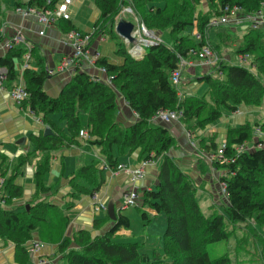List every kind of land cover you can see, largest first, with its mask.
<instances>
[{"label":"trees","instance_id":"trees-1","mask_svg":"<svg viewBox=\"0 0 264 264\" xmlns=\"http://www.w3.org/2000/svg\"><path fill=\"white\" fill-rule=\"evenodd\" d=\"M93 1L99 14L93 24L91 40L103 35L107 26L118 36L113 32L112 24L120 11L118 3L124 1ZM199 1L138 0L135 3L131 0L130 4L139 5V14L146 26L161 31L167 29L174 40L171 44L160 42L148 47L141 58L131 57L127 48L119 43L117 54L121 57L120 61L98 56L95 63L112 75V84L93 79L86 70L77 68L59 94L51 97L44 90L47 68L38 72L30 67L23 70L24 85L29 93L25 102L51 130L49 134L42 131L30 135L33 152H41L34 171L36 194L48 189L44 184V175L49 168L51 151L62 143L72 142L66 135L67 131L71 137H75L79 135L80 128H85L88 134L85 139L100 146L105 164L110 168H116L118 164L113 155L114 146L119 153L126 148L129 151L139 149L140 158L150 161L162 157L156 186L143 191L142 203L155 213L165 214L163 253L153 249L151 258L141 250L140 242L114 239L116 230L129 225L128 216L118 211L113 224L104 233L92 235L90 231L80 229L71 239L65 238L60 243V249L66 250L63 256L67 264H166V259L171 264H232L226 253L210 257L206 246L228 238L232 233L229 225L253 220L264 229V145L256 141L253 148L239 149L252 139L251 123L229 127L225 144L219 152L220 157L212 160L215 169L223 170L219 180L225 184L226 203L222 212L208 215L201 210L196 199L197 186L175 158L168 154L174 137L165 126L152 123V116L158 109H169L179 110L182 122L204 128L222 114L235 111L241 103L260 104L264 96V21L258 27H249L237 48L240 55L252 57L251 65L255 71L244 64L234 65L220 60L215 67L217 76L204 72L198 78L207 86L202 95L178 96L170 74L177 67L179 57L191 58L193 55L190 51L199 49L205 43L211 45L209 40L205 41L210 14L200 15L204 18L193 15L194 5ZM55 3V0H28L26 5L53 8ZM262 3L264 0H219V10L215 15L220 16L226 12L225 7L233 6L244 13L256 12ZM195 18L199 19L196 27L201 35L200 40L183 33L186 28L193 27ZM62 19L66 21L64 32L79 30L69 21L70 18ZM14 50L17 48H11L7 54L0 56V67L7 69V79L15 77L14 58L25 52L22 48ZM32 50L33 47L31 54ZM119 94L138 116L131 125L125 126L116 119ZM80 111L86 112V123L82 122ZM54 112L60 113L66 130L49 118V114ZM204 148L206 151L215 150V141L204 144ZM26 160V156L20 155L17 166ZM87 171L88 167H81L78 172L84 174ZM12 173L9 177L0 173L1 200H6L7 195L11 198L20 194L19 187L11 182ZM50 205L37 201L28 204L23 212L0 208V236L15 243L18 257L21 256L25 262L28 258L25 243L34 229L49 223L48 216L52 214ZM141 215L148 219L145 211ZM104 218L108 219V215ZM51 225V228H56L55 224ZM258 234L264 245V231ZM71 244L77 247L70 248Z\"/></svg>","mask_w":264,"mask_h":264},{"label":"crops","instance_id":"crops-1","mask_svg":"<svg viewBox=\"0 0 264 264\" xmlns=\"http://www.w3.org/2000/svg\"><path fill=\"white\" fill-rule=\"evenodd\" d=\"M27 1L0 0V56L7 54V51L2 47L3 43L11 37L17 28L21 29L26 42L31 48L33 47L31 54L32 63L29 65L37 72L42 68H48L49 73H47L48 75L44 82V90L49 96L55 97L76 71L75 67L64 71H57L56 69L62 57L72 54L70 45L64 44L60 40L63 37L66 21L62 18L55 19L46 30V33L39 35L38 31L41 25L36 18L34 16L24 17L15 10L17 6H26ZM60 1L62 0H55L54 7ZM77 9H90L91 15L87 16L88 20L86 19L85 21L82 18L76 20L73 13H76ZM68 12L69 21L80 31L92 30L93 24L99 14V10L93 0H72L68 6ZM239 23L241 22L236 21L231 24ZM3 26L4 30L2 31L1 28ZM247 31L243 30L239 43L242 42L243 35ZM98 39V41H94V39L91 42V50L92 52L97 51L98 55L102 56L100 41L103 37H99ZM239 43L235 45V56L230 55V53L221 54V60L228 64L242 65L240 64L242 62L240 54L237 53ZM16 48L17 50L20 48L26 49L28 46L19 44ZM23 60V55L14 58L15 77L5 80L0 85V173L3 172L6 177H9L11 172H13L11 182L20 189V194L11 198L6 193L7 197L5 196L6 198H4L6 200L0 201V208L11 212H23L28 204L43 201L44 203L51 204L48 207L52 211V214L58 216V219L53 221L48 216L49 223L56 225L54 229L50 227L52 226L51 224L47 223L46 226H41L40 229L36 228L32 231L31 238L25 244L37 241L39 245L34 251L27 250L28 258L26 262L23 261L21 256L18 257L14 242L0 236V264H61L66 250L60 249V243L65 238L71 239L80 229L88 230L92 235H96L104 233L111 227L113 220L109 217L105 219V215L101 213H99L101 215L94 213L93 205L98 201H102L106 205L112 202L115 211L118 212L123 193L128 188V175L116 170V168L106 166L105 158L98 144L90 143L80 135L71 137L67 131L66 135L72 142L70 144L62 143L51 151L49 168L44 175V184L48 189L36 194L34 171L41 152H33L34 144L30 139V135L42 132L45 123L41 121L40 115L31 112L28 102L24 101L21 104H17L9 93L14 83H25L23 71L21 72ZM120 60L119 58L115 61ZM188 60L191 61V64L183 68L182 80L184 82L182 87L179 86L184 96L197 94L196 90L201 81H199L196 75H202L207 68L199 63L197 59ZM251 60L250 58L249 63H251ZM250 67L253 66L251 65ZM79 69L86 70L89 74L97 76L101 80L105 79V74L100 72L95 66L82 63ZM195 79H198L196 83H194ZM54 113L58 114L56 119L53 117ZM54 113L49 114V118L60 128L66 130V123L60 119V113ZM84 113L86 116V112ZM116 113L117 121L125 126L133 124L138 119L137 114L128 107L126 102L124 104L120 103ZM246 121L251 124L256 122L264 124V97L258 106L241 104L235 111L225 113L218 120V127L216 129L222 132L221 136L223 138L228 127H235ZM152 123L163 125L166 128V125H172V128L168 129L177 141L171 151H168V154L173 156L180 167L195 181L194 184L202 183L205 186L207 180L205 181L201 174L203 172L206 174L210 173L208 172L210 166L206 163L204 156L197 155L199 150H197L198 153H195V150L190 147L189 137L183 132L185 131V127H179L177 122L167 123L157 119H152ZM216 129L213 132L217 133ZM258 141H261L259 145H264V142L262 143L264 141L262 136L258 137ZM255 142L256 140L251 144L252 148ZM138 150L129 151L126 148L123 152L119 153L118 149L114 146L113 155L117 163L136 166L143 159L140 158ZM205 150L202 148L203 152ZM20 155L26 156L27 160L17 166ZM199 156H201L200 160L198 159ZM161 160L162 157L151 160L145 168L144 177L137 182L140 200L135 207L147 213V220H150V215H157V213L147 204L143 205V191L155 188ZM81 167H88V171L84 174L79 173L78 171ZM14 169L15 171H13ZM209 193L211 192L209 191ZM211 197L212 194H209V199ZM129 208L121 210V212L127 215L124 211ZM106 210L103 211L106 212ZM95 219L97 220V224ZM147 229L148 227H146ZM149 236L150 234L145 233L142 237L148 240ZM132 237L135 238L136 236L131 230L130 220L127 228L120 227L113 233V238L118 240L137 242V239L130 240ZM69 247L76 248L77 246L71 244ZM144 252L148 253L147 251ZM64 261V264H67V260Z\"/></svg>","mask_w":264,"mask_h":264},{"label":"rangeland","instance_id":"rangeland-1","mask_svg":"<svg viewBox=\"0 0 264 264\" xmlns=\"http://www.w3.org/2000/svg\"><path fill=\"white\" fill-rule=\"evenodd\" d=\"M123 1H124L123 3H118V5L120 7V11L118 12L117 16L114 17L113 24H112L113 32H115L116 34H117V32H116L115 28H116V25H117L118 20L120 18L131 21L132 23H134V25L137 24L136 23L137 18L142 21V17L139 14V12H140L139 7H138L139 5H137V4L134 5L133 3L130 4V5H132L133 14H130V12L123 13V12H125L124 9L128 6H130L127 3V1L130 3L131 0H123ZM134 1L136 3L138 0H134ZM139 1L141 2V0H139ZM194 6H195V9L193 11V13H194L193 15H195L196 17L204 18V17H200V15L210 14V18L208 20L207 28L205 31V41L209 40L211 45L215 46V47L211 46L214 54L217 55L219 58H221V54H225V53H230V55L235 56L236 55V46L235 45H237L239 43V38H241V36L243 34V30H248L249 29L248 27L250 26V24L247 21L248 19H246V16H245L246 13H244L243 10H237V11H235V13H232L228 16V18H229L228 22L221 23V24H212V19L218 17L215 14H217V12L219 10V0H211V1L210 0H201L198 3H196ZM260 9H261L260 14L262 13V15L264 16V3H262V6ZM70 13H71V11H70ZM248 14L254 15V12H251ZM73 15H75L76 20H80L82 18L86 21L87 16L91 15V11H90V9H88V10L77 9L76 13H73ZM119 15H121L122 17H119L118 19H116ZM198 18L197 19L195 18L196 20L194 21L193 27L186 28L183 31V33L187 34L189 36L192 35L195 39L200 40L201 35L197 31V27H196V21L199 20ZM236 21L241 22V23L231 24V23H234ZM142 22L144 23V21H142ZM144 25L146 26V24H144ZM233 27H236V28H233ZM146 28L148 29V31L154 33V35H158L160 37L161 41L166 43V44H171L174 40L173 35L170 34L167 29H165V30L163 29L161 31L158 29L150 28L149 26H146ZM198 35H199V37H198ZM99 37H101V38L103 37V39L100 41V52L102 53V56H106V57H108V59L110 58L113 61L118 60L119 58L121 59V57L117 54L118 43L122 47L128 48V45L125 41L126 39L122 38L119 35L115 36L114 33L111 32V30L108 26H107L106 32L103 35H100V36L98 35L94 38L95 40L94 39L93 40L98 41ZM93 40H91V42ZM250 58H252V57L248 56L247 59L242 61L240 64H244L246 66L250 65L251 64V63H249ZM188 59H197L199 63L202 62V60L195 57L194 55L191 58H187V60ZM31 60H32V57H30V59L28 60V64L32 63ZM29 66L31 68V65H29ZM205 67H207L205 70L206 73L209 72L210 74H212L214 76L218 75L216 70H215V67H216L215 64L208 65ZM250 68L253 71H255V69L253 67H250ZM48 73H49V71H48ZM106 75L107 74H105V77H106ZM198 76L200 77L201 75H196L197 78H199ZM197 80L198 79H195L194 83H196ZM183 82L184 81L182 80V77H181V81H180L178 86L182 87ZM201 83L196 90L197 91L196 95H199V96L204 93V91L206 90V87H207L204 82H201ZM110 84H112V80H111ZM180 98H182V97H180ZM118 102H119V106H120V103L124 104V102H125L123 97L121 96V94L118 95ZM258 105H250V106H258ZM224 114H222L221 117ZM57 116H58L57 113L53 114V117L55 119L57 118ZM80 116H81V118H83L82 119L83 122L86 123L85 118H87V114L85 116V113L83 111H80ZM116 118H117V116H116ZM220 118H218L217 120H215L213 122L206 124L204 128H198L193 124L188 125L185 122H182L180 119L170 121L171 123L177 122V124H179V127H182V128H183V126L185 127V131H183V132H185L187 137H189L188 141H190V143H189L190 147L195 150V153H198L197 150H199L200 154L198 153L197 155L204 156V158L206 159L205 160L206 163L210 166V170L209 171L207 170L210 173L206 174L205 172H203L201 174L202 177L205 179V181L207 180V183L205 184V186L202 183L201 184L195 183L197 186L196 199H197L198 203L200 204L201 210L206 215H208L212 212H222L223 211V204L226 203V197L223 194L222 184L219 180V175L223 172V170L222 169H215L214 166L212 165V160L215 159L212 157H214V155H215V157H217L218 151L225 144V137H226V131L227 130L225 131L224 137L222 138V136H221L222 132H220L219 130L216 129L218 127L217 126L218 120ZM170 122H167V123H170ZM259 123L260 122H256V123L251 124L252 127H254L255 129L252 132L253 134H252L251 141L246 142L244 145V148H252L251 144L253 143L254 140L258 141V137H260V136H262L264 139V124H259ZM166 126H167V129L172 128L171 124L170 125L168 124ZM45 127H47V126H45ZM169 129H168V132L170 133ZM214 129L217 130V133L213 132V131H215ZM211 140H214L216 143L215 150H210V151L205 150V152H203L202 148H204V144L209 143ZM176 141H177V139L174 138V141H173L174 144L169 148V152L175 146ZM263 142L264 141H262V143ZM139 155H140V151H139ZM201 156H199V158H198L199 160H200ZM199 169L202 170L201 168H199ZM206 176H207V178H206ZM192 181H193V179H192ZM193 182H195V181H193ZM203 186H204V188H203ZM209 191L211 193H209ZM209 194H212L211 199H209ZM94 206L95 205H93V211H94ZM124 212L128 215L129 220H130L131 230L133 231V234L136 236L135 238L132 237V239H130V240L137 239V242H140V244L142 245L141 250L147 251L151 258L153 255V252H152L153 248L158 250L160 252V254H162L163 253L162 235H163V232L165 230V218H166L165 214L163 212H160V214L157 213V215H150V220H145L141 215L142 211L140 209L136 208L135 206L134 207L130 206V208L128 210H125ZM100 213L105 215V216L107 215L106 212L103 210ZM101 214H99V215H101ZM49 218H51L53 221H55L58 219V216L56 214H50ZM146 227H148L147 230H146ZM229 228L231 229L232 233L228 238L214 242V243H209L206 246V250H207L209 256L212 258H215V257H218V256L226 253L230 257L232 264H264V245L260 241V237H259L260 235L258 234V232L263 233L264 229L260 225L255 224V222L253 220H248L245 224L242 223V224H238V225H229ZM145 233L150 234L148 240L143 239V237H142ZM114 239H116V238H114ZM116 240H118V239H116ZM29 244L30 243H28L26 245V248L28 251H30L29 250ZM64 260H66V258H64ZM64 260H61V264H64V262H65ZM166 264H171V263L166 259Z\"/></svg>","mask_w":264,"mask_h":264},{"label":"built area","instance_id":"built-area-1","mask_svg":"<svg viewBox=\"0 0 264 264\" xmlns=\"http://www.w3.org/2000/svg\"><path fill=\"white\" fill-rule=\"evenodd\" d=\"M72 0H62L57 3V5L53 8H44V7H36V6H17L15 10L20 13L24 17L28 16H34L38 23H40L41 28L38 31L39 35H44L46 33V30L54 22L57 18H65L68 19L69 12H68V6L71 3ZM130 5V3H129ZM125 12L133 14L132 12V5L126 7ZM224 10L226 11L224 14L218 16L217 18L212 19V24H221L228 22L229 18L228 16L232 13H235V11L240 10L238 7L233 6L231 8L225 7ZM260 10L254 12V15H249L248 13L245 14L246 19H248V23L250 24L249 27L255 28L260 25L263 20L264 16L262 13L260 14ZM119 17H122L119 15L116 19ZM139 21V22H138ZM136 25H134V29L132 31V34L135 38L134 42H130L129 40H125L128 48L127 52L131 57L134 58H140L143 56V54L146 52L147 48L153 45H156L161 41L160 37L158 35H154V33L148 31L144 23L137 18ZM1 30H4V26L1 28ZM93 32V29L90 31H79L76 29H71L67 32L63 33V37L60 39L64 44L70 45L72 49L71 55H66L62 57V59L57 64V71H64L71 68H80V65L82 63H87L89 65L95 66L100 72L107 74L106 70L102 66H98L95 63L96 58L99 56L97 51L92 52L91 50V34ZM199 37V35H198ZM27 45L28 48L25 49V52L23 54V63L21 66V72L29 67L28 60L31 57L30 53V45L26 42V39L21 31V29L17 28L11 37L6 40L3 43V49L8 51L11 48L17 47V45ZM192 55L202 60L201 64L204 66L217 64L221 58H219L217 55L214 54L213 49L209 43H205L202 46H200L197 50L190 51ZM248 57L247 54L240 55V59L242 61L246 60ZM191 62L187 60L185 57H179L178 65L175 67L170 74V80L171 82L176 86L177 94L179 97H182L183 92L181 88H179V83L181 81L183 68L185 66L190 65ZM93 79L101 80L99 77L91 75ZM7 79V69L5 67H0V85ZM112 75H106L104 80L107 83H111ZM10 96L13 99L14 102L17 104H21L24 101L28 100L29 93L25 88V85L21 82H16L12 85L10 89ZM32 112V111H31ZM181 117V112L179 110H169V109H158L154 115L152 116L153 120H161L165 122H170L173 120H179ZM78 134L81 137L87 138L88 134L85 128H80ZM224 146V145H223ZM222 146V148H223ZM221 148V149H222ZM217 153V157L212 158H219L220 157V151ZM239 149H246L244 148V145L240 146ZM150 160L148 159H142L136 166H129L128 164L124 163H118L116 166V170L122 171L128 175V188L124 191L123 197L121 200V203L119 204L118 211L124 210L130 206H136L139 203V191L137 188V182L144 176L145 174V168L149 164ZM221 182V181H220ZM2 183V178H0V185ZM222 184V191L225 195V184L221 182ZM0 201H2L0 199ZM107 205L102 202L98 201L94 206V213L99 214L100 211L106 210ZM39 243L37 241H32L29 244V250L34 251L38 247Z\"/></svg>","mask_w":264,"mask_h":264},{"label":"water","instance_id":"water-1","mask_svg":"<svg viewBox=\"0 0 264 264\" xmlns=\"http://www.w3.org/2000/svg\"><path fill=\"white\" fill-rule=\"evenodd\" d=\"M134 29V23H132L131 21L125 20L123 18H120L118 20V23L116 25V32L119 36H121L124 39L129 40L130 42H134L135 38L132 34V31ZM51 133V130L49 127H45L43 129V134H49ZM107 215L111 220H115L116 219V211L114 208V204L112 202H109L107 204Z\"/></svg>","mask_w":264,"mask_h":264}]
</instances>
